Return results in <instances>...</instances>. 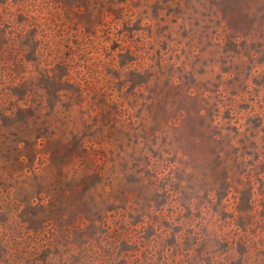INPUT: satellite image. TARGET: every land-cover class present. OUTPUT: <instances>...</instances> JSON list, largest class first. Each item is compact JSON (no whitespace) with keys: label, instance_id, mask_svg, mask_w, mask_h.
<instances>
[{"label":"rangeland","instance_id":"1","mask_svg":"<svg viewBox=\"0 0 264 264\" xmlns=\"http://www.w3.org/2000/svg\"><path fill=\"white\" fill-rule=\"evenodd\" d=\"M0 264H264V0H0Z\"/></svg>","mask_w":264,"mask_h":264}]
</instances>
